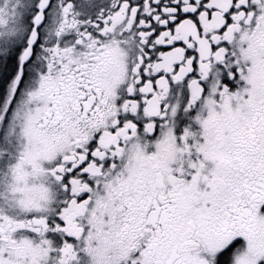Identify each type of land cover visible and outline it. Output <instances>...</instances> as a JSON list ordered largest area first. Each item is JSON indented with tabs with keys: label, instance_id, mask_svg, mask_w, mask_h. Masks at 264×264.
I'll list each match as a JSON object with an SVG mask.
<instances>
[{
	"label": "snow or ice",
	"instance_id": "6c2138e0",
	"mask_svg": "<svg viewBox=\"0 0 264 264\" xmlns=\"http://www.w3.org/2000/svg\"><path fill=\"white\" fill-rule=\"evenodd\" d=\"M0 264H264V0H0Z\"/></svg>",
	"mask_w": 264,
	"mask_h": 264
}]
</instances>
